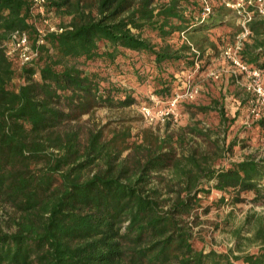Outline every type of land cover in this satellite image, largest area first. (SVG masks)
Wrapping results in <instances>:
<instances>
[{
	"label": "trees",
	"instance_id": "obj_1",
	"mask_svg": "<svg viewBox=\"0 0 264 264\" xmlns=\"http://www.w3.org/2000/svg\"><path fill=\"white\" fill-rule=\"evenodd\" d=\"M225 2L234 0L205 12L199 0H0V44L24 32L35 53L20 64L0 48V207L12 211L10 230L0 226V264H264V221L250 236L235 232L236 251L245 239L258 243L256 253L197 249L192 232L211 191L231 204L242 194L264 203V156L215 168L204 156L176 157L182 138L144 130L130 141L128 127L103 138L101 127L82 135L78 125L98 108L138 103L133 92L104 84L119 63L138 65L158 107L168 105L182 89L177 73L200 69L205 51L216 49L213 32L235 29ZM49 13L67 23L41 36L36 20ZM246 27L239 55L264 86V20L255 15ZM174 34L184 38L178 46L169 42ZM212 103L184 108L191 116L217 110L228 125ZM255 126L264 132V117Z\"/></svg>",
	"mask_w": 264,
	"mask_h": 264
},
{
	"label": "rangeland",
	"instance_id": "obj_2",
	"mask_svg": "<svg viewBox=\"0 0 264 264\" xmlns=\"http://www.w3.org/2000/svg\"><path fill=\"white\" fill-rule=\"evenodd\" d=\"M199 3L203 4V7L204 3H207L210 7L217 3V0H199ZM39 12L41 13L43 10ZM231 18L230 22L234 24L235 29L228 26L213 32L211 40L216 43L217 47L215 50L207 49L205 51L204 58L200 61L201 68L185 69L177 73V76L182 80L180 85L182 89L177 94L183 93L188 86L193 87L197 92L192 99H183L178 103L180 106L176 107L178 115L176 122L157 120L154 123H149L144 119L140 109L142 106H146V100H153L150 78L145 81L137 78L138 74L143 72L135 71L136 68L139 69L138 65L134 70L128 65L119 63L116 68L113 67L105 72L108 74V80L104 84L111 83L120 90L133 92L138 103L122 109L98 108L91 115H83L78 124L82 135L88 130L99 127L102 128L103 138H109L113 132L128 127L131 131L130 141L137 140L139 134L144 130H150L158 136L172 135L174 139L182 138L185 142L183 146L176 144V157L181 153H193L196 158L204 156L215 168L228 166L230 163L241 161L246 157L255 159L263 157L264 132L255 126L257 119L249 114L252 96L246 89L248 81L235 72L223 55L226 49L235 46L241 31V18L236 13H233ZM65 23H67L66 18L49 13L43 14L42 18L36 20V27L38 33H45L50 27L58 30ZM238 27L239 31L236 30ZM145 36L152 38L150 33ZM183 39L182 36L174 34L169 42L178 46ZM0 48L8 51L9 42H2ZM212 101L222 105L229 121L228 125L221 124L217 110L211 109L205 114L196 113L191 116L184 108V105L214 108L215 105ZM156 103L158 104L157 101ZM165 107L166 105L156 108ZM261 117H264V111ZM191 130L202 131L206 135L197 136ZM223 130L226 132L223 133ZM229 142H235L232 152L227 150ZM128 152H124L122 156H126ZM162 176L167 182L172 174L167 171L162 172ZM210 185L207 184L204 187L207 188ZM240 197L244 201L236 204H231L227 195L225 197L216 191H211L209 195L201 197L202 206L207 207L208 211L203 212L198 209V219L192 225V232L195 236L194 246L197 249H214L218 252H227L230 249L236 251L235 232L241 230V238L250 236L257 222L264 221V203H252L253 196L251 194H242ZM11 214V209L0 207V226L5 231L10 230L5 222ZM249 216L252 218L250 223L246 224ZM238 244L242 252L236 251L235 254L257 252L258 243L254 241L244 239L240 240Z\"/></svg>",
	"mask_w": 264,
	"mask_h": 264
},
{
	"label": "built area",
	"instance_id": "obj_3",
	"mask_svg": "<svg viewBox=\"0 0 264 264\" xmlns=\"http://www.w3.org/2000/svg\"><path fill=\"white\" fill-rule=\"evenodd\" d=\"M225 4L232 10H234V13H236V15L241 18V31L235 46L233 48L226 49L223 52V55L229 61L231 67L234 68L235 72L248 81L246 89L252 96L249 114L253 118L257 119L264 111V86L262 84L261 74L258 70L250 69L245 63H243L239 54L242 48L243 41L249 35V31L246 25L252 20L255 15L258 16L259 19L264 20V0H234V2H225ZM251 6L253 10L249 11V8ZM203 8L205 12H209L210 10V7L207 5V3H204ZM41 10L43 9H39V11ZM58 31L59 30L52 27L47 30V32ZM45 33L39 32L41 36L45 35ZM38 43H42V40L40 38L38 40ZM6 55L8 57H17L20 64L29 62L35 55V53L32 52L28 37L24 32L15 31L11 34L9 41V50L6 51ZM195 67L198 68V64H196ZM196 92V89L188 86L183 93L176 94L165 108H156L158 104L156 103V100L152 98V102H154L155 107L142 106L140 109L141 114L149 123H154L157 120L161 122L169 120L174 123L177 121L178 117L176 113V107L178 103L183 99H192ZM155 103L157 104V106L155 105Z\"/></svg>",
	"mask_w": 264,
	"mask_h": 264
}]
</instances>
